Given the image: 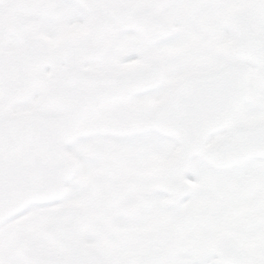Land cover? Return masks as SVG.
Returning a JSON list of instances; mask_svg holds the SVG:
<instances>
[{
	"label": "snow or ice",
	"instance_id": "1",
	"mask_svg": "<svg viewBox=\"0 0 264 264\" xmlns=\"http://www.w3.org/2000/svg\"><path fill=\"white\" fill-rule=\"evenodd\" d=\"M0 264H264V0H0Z\"/></svg>",
	"mask_w": 264,
	"mask_h": 264
}]
</instances>
